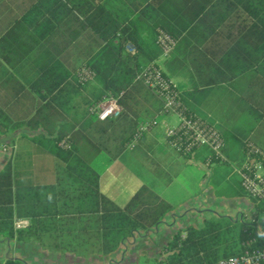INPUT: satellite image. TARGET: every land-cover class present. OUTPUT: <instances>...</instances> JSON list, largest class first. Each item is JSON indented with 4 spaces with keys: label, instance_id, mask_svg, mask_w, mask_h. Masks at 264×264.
<instances>
[{
    "label": "crops",
    "instance_id": "1",
    "mask_svg": "<svg viewBox=\"0 0 264 264\" xmlns=\"http://www.w3.org/2000/svg\"><path fill=\"white\" fill-rule=\"evenodd\" d=\"M260 7V0H0L3 25L21 20L34 29L39 14L44 17L38 27L51 31L57 16L100 13L136 34L138 50L127 42L141 64L155 61L188 112L218 128L225 159L206 166L205 149L190 158L174 154L163 136V122L174 118L159 116L160 102L144 89L128 90L123 116L107 121L87 108L103 96L100 80L78 87L73 73L52 90L47 84L54 75L63 79L84 61L81 54L70 57L62 50L60 38L57 52L45 38L44 49L23 62L17 55L9 61L0 56V144L8 148L0 152V175L9 169L14 229L11 239L0 233V264H164L178 231L202 228L206 220L229 213L264 237V204L242 191L235 172L247 141L264 147V127L245 99L246 80L264 57ZM158 30L176 40L167 58H159ZM54 55L56 72L50 66ZM154 118L158 125L134 149L111 158L121 136ZM63 141H71L90 164L99 194L116 207L123 208L145 186L172 211L108 252L103 234L110 230L100 201L90 186L72 184L51 153L52 145Z\"/></svg>",
    "mask_w": 264,
    "mask_h": 264
},
{
    "label": "trees",
    "instance_id": "2",
    "mask_svg": "<svg viewBox=\"0 0 264 264\" xmlns=\"http://www.w3.org/2000/svg\"><path fill=\"white\" fill-rule=\"evenodd\" d=\"M260 4V17L264 24V0H260ZM40 17L43 19L44 15H35L37 23L34 29L28 28L21 20L12 21L7 25L0 24V56L2 58L8 61L15 60L13 56L17 55L19 57L17 60L23 62L34 52L44 49L40 40L45 38L52 40V50L57 52L60 50L57 38H60L62 50L68 49L69 56L73 53L83 56L84 61L79 68L86 66L95 73L94 80L98 79L103 84V96L108 92L114 95L124 92L123 97L120 98V104L124 110L128 90L135 88L146 90L133 80L140 68L147 64H141L137 53L130 55L124 52L127 41L134 43L138 50L136 34L127 32L115 20L100 13L57 16L51 31L38 27ZM78 17L83 20H78ZM61 25H63L62 29L56 28ZM72 26L75 28L72 29ZM65 27L68 29H64ZM81 55L78 56L79 60ZM50 61L52 71L56 72L59 63L55 61V55ZM76 66L75 64L63 79L56 78L54 75L50 79L51 83L48 82V87L54 90L68 80L73 73L75 75L79 69ZM246 85L250 93L245 99L254 106L252 113L264 127V57L259 69L246 80ZM77 86L82 87L78 83ZM41 87L37 83L36 89L39 90ZM103 96L89 104L87 108L100 101ZM133 134L119 138L112 159L125 150ZM68 142L69 149H63L58 143H54L51 153L56 157L58 166L64 169L65 176L72 184L78 187L90 186L91 196L95 201H100V210L107 221L105 227L110 230L103 234L108 252L116 249L120 242L130 237L132 233L149 231L172 211L169 203L145 186L141 187L123 208L116 207L99 194L98 176L94 174L90 164L79 156L71 141ZM252 142L264 151L261 143ZM261 203L264 204V202ZM11 204V175L9 169H6L0 175V233H4L10 239L14 232ZM236 223L221 217L206 220L203 227L199 229L188 227L178 231L168 245L171 254L164 264H216L223 259L238 255L244 249L243 245L250 240L254 241L253 245L256 247H264V237L256 233L247 223L242 222L240 226ZM6 264L20 263L7 260Z\"/></svg>",
    "mask_w": 264,
    "mask_h": 264
},
{
    "label": "built area",
    "instance_id": "3",
    "mask_svg": "<svg viewBox=\"0 0 264 264\" xmlns=\"http://www.w3.org/2000/svg\"><path fill=\"white\" fill-rule=\"evenodd\" d=\"M175 38L165 31L158 30L155 36V45L159 51V58H167L175 47ZM125 50L135 54V47L127 42ZM76 81L83 86L95 79V73L86 66L79 68L75 74ZM134 83L143 86L160 102L159 116L174 118L173 122H163V136L168 148L181 158H190L196 152L205 149L208 155L206 166L224 162L222 148L224 140L221 133L205 120L191 115L179 97L177 86L163 73L158 64L153 61L140 68L135 74ZM124 92L114 95L108 92L102 99L92 104L88 112L99 121L117 119L123 112L120 104ZM158 125L157 118L139 123L136 131L126 144V150L134 149L144 135ZM69 149L68 141L59 145ZM7 146L0 144V152H6ZM239 177L242 191L257 202H264V151L253 142L247 141L243 146V160L235 169ZM250 240L243 246L244 249L235 256L223 259L216 264H264V247H256Z\"/></svg>",
    "mask_w": 264,
    "mask_h": 264
},
{
    "label": "rangeland",
    "instance_id": "4",
    "mask_svg": "<svg viewBox=\"0 0 264 264\" xmlns=\"http://www.w3.org/2000/svg\"><path fill=\"white\" fill-rule=\"evenodd\" d=\"M97 94V93H96ZM173 122V121H172ZM216 129H218L217 127H216ZM244 129H248V126L246 125V127H244ZM260 130H256L255 131V134H256V136L257 135H260V132H259ZM232 214H228V215H225V217H223V218H225V219H228V220H230V221H232V222H235L234 220H233V216H231ZM210 219H217V218H210ZM242 224V221H238L237 223H236V225H238V226H240Z\"/></svg>",
    "mask_w": 264,
    "mask_h": 264
}]
</instances>
